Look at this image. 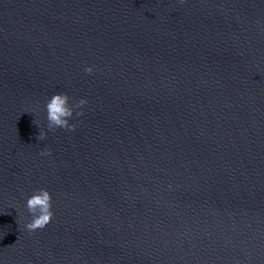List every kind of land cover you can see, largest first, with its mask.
Segmentation results:
<instances>
[{"label":"water","instance_id":"95a60500","mask_svg":"<svg viewBox=\"0 0 264 264\" xmlns=\"http://www.w3.org/2000/svg\"><path fill=\"white\" fill-rule=\"evenodd\" d=\"M0 264H264V0H0Z\"/></svg>","mask_w":264,"mask_h":264},{"label":"clouds","instance_id":"9594fccd","mask_svg":"<svg viewBox=\"0 0 264 264\" xmlns=\"http://www.w3.org/2000/svg\"><path fill=\"white\" fill-rule=\"evenodd\" d=\"M93 71V66L85 68V72L88 74L93 73ZM70 99L71 98L66 92H57L46 102L47 129L49 131H55L56 129L74 131L77 127L75 123H70V120L74 113L76 116L83 115V106L86 105L88 101L86 98H81L75 101V103H70ZM46 138L47 133L40 131L37 139L43 141ZM50 152V149H44L41 151V155H49ZM26 207L28 212L32 215V219L25 225L29 233H33L38 229H43L51 222L54 215L52 211V196L46 188L37 189L27 199Z\"/></svg>","mask_w":264,"mask_h":264}]
</instances>
